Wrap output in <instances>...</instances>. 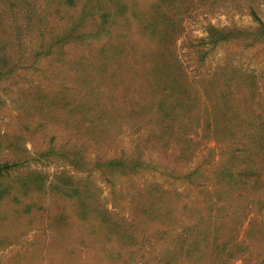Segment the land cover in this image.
<instances>
[{
  "label": "rangeland",
  "instance_id": "rangeland-1",
  "mask_svg": "<svg viewBox=\"0 0 264 264\" xmlns=\"http://www.w3.org/2000/svg\"><path fill=\"white\" fill-rule=\"evenodd\" d=\"M64 2L46 37L93 36L0 81V264H264V0Z\"/></svg>",
  "mask_w": 264,
  "mask_h": 264
},
{
  "label": "trees",
  "instance_id": "trees-1",
  "mask_svg": "<svg viewBox=\"0 0 264 264\" xmlns=\"http://www.w3.org/2000/svg\"><path fill=\"white\" fill-rule=\"evenodd\" d=\"M38 3V0H0V81L8 78L10 75L14 74L18 68L26 67V62L35 63L39 57L48 55L51 53H55L56 45L63 46L68 43V38L72 40H79L87 42L90 37L93 36L91 33H79L75 35V29L80 24V19L75 21L74 24L70 25V29L67 32L57 33V35L52 36L50 38L46 37V13L45 11H40V17H34L35 4ZM67 5L73 6L75 4V0H65L64 2ZM46 5L39 6L40 9L46 8ZM31 31V33L37 32L39 37V43L36 44V49L34 50L31 58H27V51L25 50V36ZM105 50V49H103ZM102 50V53L104 51ZM32 59V60H31ZM26 65V66H24ZM146 69L145 71H147ZM155 73V68L152 69ZM148 72V71H147ZM145 73L148 76H151L150 73ZM88 80V79H85ZM131 83V82H130ZM131 85L127 86L125 84V93H123L120 97L116 98L112 102V106H114V110L118 113H123V115H130L134 110L139 108V106H133L129 111L118 110L117 103L121 98L125 96H131L130 93L133 91L131 89ZM169 93V91H168ZM165 89H163V96ZM79 106L84 108L85 104L83 101V96L79 100ZM112 111L109 109V127L111 124L117 123V114L112 115ZM157 116L152 117L150 121L163 125L164 132L168 129H172L176 121V113L173 112V105H170L166 102L163 97L160 99L159 104L157 105V110L155 111ZM85 115L87 114V110L84 111ZM111 113V114H110ZM138 119V118H136ZM166 146L168 145L165 142ZM74 150V151H73ZM69 151V153H68ZM58 152V153H57ZM46 154H60L71 161L75 160L76 156V145H72L70 147L65 146H57L52 143L47 147L45 151L41 152V155ZM81 156V155H80ZM129 158V156H127ZM115 159L112 163L113 165H125L128 162V159ZM13 168V165L5 164L0 165V174L4 172H8ZM220 174H222L220 172ZM217 200H219L218 195L216 196Z\"/></svg>",
  "mask_w": 264,
  "mask_h": 264
}]
</instances>
